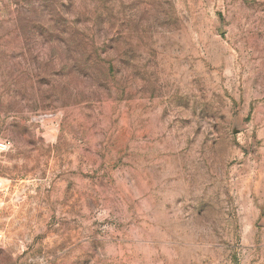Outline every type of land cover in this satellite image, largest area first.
<instances>
[{
    "label": "rangeland",
    "instance_id": "374dc122",
    "mask_svg": "<svg viewBox=\"0 0 264 264\" xmlns=\"http://www.w3.org/2000/svg\"><path fill=\"white\" fill-rule=\"evenodd\" d=\"M0 264H264V0H0Z\"/></svg>",
    "mask_w": 264,
    "mask_h": 264
},
{
    "label": "built area",
    "instance_id": "2783aa9c",
    "mask_svg": "<svg viewBox=\"0 0 264 264\" xmlns=\"http://www.w3.org/2000/svg\"><path fill=\"white\" fill-rule=\"evenodd\" d=\"M8 141H0V148L4 149L7 147ZM0 240H1V233H0Z\"/></svg>",
    "mask_w": 264,
    "mask_h": 264
}]
</instances>
